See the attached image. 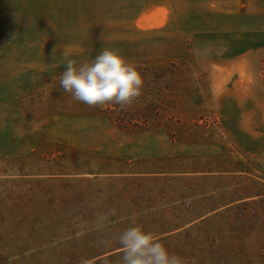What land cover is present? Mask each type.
<instances>
[{"label":"rangeland","instance_id":"obj_1","mask_svg":"<svg viewBox=\"0 0 264 264\" xmlns=\"http://www.w3.org/2000/svg\"><path fill=\"white\" fill-rule=\"evenodd\" d=\"M0 264H264V0H0Z\"/></svg>","mask_w":264,"mask_h":264},{"label":"crops","instance_id":"obj_2","mask_svg":"<svg viewBox=\"0 0 264 264\" xmlns=\"http://www.w3.org/2000/svg\"><path fill=\"white\" fill-rule=\"evenodd\" d=\"M164 3H158L157 5H156V7H155V10L154 11H159V9H162L163 7H164ZM154 13H156V12H154Z\"/></svg>","mask_w":264,"mask_h":264}]
</instances>
